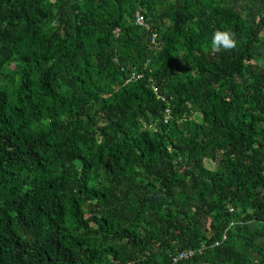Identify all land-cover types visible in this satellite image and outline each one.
<instances>
[{
  "label": "trees",
  "instance_id": "trees-1",
  "mask_svg": "<svg viewBox=\"0 0 264 264\" xmlns=\"http://www.w3.org/2000/svg\"><path fill=\"white\" fill-rule=\"evenodd\" d=\"M186 251L264 264V0H0V264Z\"/></svg>",
  "mask_w": 264,
  "mask_h": 264
},
{
  "label": "clouds",
  "instance_id": "clouds-1",
  "mask_svg": "<svg viewBox=\"0 0 264 264\" xmlns=\"http://www.w3.org/2000/svg\"><path fill=\"white\" fill-rule=\"evenodd\" d=\"M237 47L234 33L227 30H216L211 38L210 49L212 53L230 51Z\"/></svg>",
  "mask_w": 264,
  "mask_h": 264
},
{
  "label": "built area",
  "instance_id": "built-area-1",
  "mask_svg": "<svg viewBox=\"0 0 264 264\" xmlns=\"http://www.w3.org/2000/svg\"><path fill=\"white\" fill-rule=\"evenodd\" d=\"M135 21L137 25L146 26L147 28H149V25L147 24L144 15L141 14L140 12L136 14ZM155 92H158L156 88H155ZM167 112L169 113V111ZM225 239H226V236L223 237V240ZM216 245H219V243H216ZM193 256H194V251L182 252L176 258H174V264L179 263L180 261L190 260Z\"/></svg>",
  "mask_w": 264,
  "mask_h": 264
},
{
  "label": "rangeland",
  "instance_id": "rangeland-1",
  "mask_svg": "<svg viewBox=\"0 0 264 264\" xmlns=\"http://www.w3.org/2000/svg\"><path fill=\"white\" fill-rule=\"evenodd\" d=\"M208 167H209V168H212V169H215V168H214L215 166H213V165H211V164L208 165Z\"/></svg>",
  "mask_w": 264,
  "mask_h": 264
}]
</instances>
